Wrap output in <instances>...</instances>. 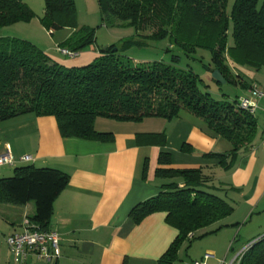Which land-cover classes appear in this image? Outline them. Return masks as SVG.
Wrapping results in <instances>:
<instances>
[{
  "label": "trees",
  "instance_id": "obj_1",
  "mask_svg": "<svg viewBox=\"0 0 264 264\" xmlns=\"http://www.w3.org/2000/svg\"><path fill=\"white\" fill-rule=\"evenodd\" d=\"M44 2L42 27L51 35L71 31L60 49L75 57L97 50L96 30L78 25L75 0ZM98 5L106 27L134 28L135 36L145 41L168 40L166 53L173 54L171 62L135 63L125 55L130 46L112 45L99 48L100 56L91 64L67 68L29 41L0 38V124L27 115L54 117L63 138L108 141L113 139L111 134L95 130L99 118L141 123L151 118L172 121L187 113L202 121L208 133L231 144L228 154L212 156L225 171L233 170L240 154L257 137L256 115L243 111L239 98L216 100L207 80L180 62L182 58L197 62L210 82L218 84L212 74L219 71L226 85L250 88L232 73L229 62L254 70L264 68V0H235L230 13L229 0H98ZM35 18L22 0H0V29L28 24ZM200 51L210 54L208 64L203 63ZM148 137L155 145L166 144L164 134ZM159 164L169 166L171 155L161 153ZM156 176L177 181L135 207L130 216L140 223L152 214H166L167 223L179 234L159 264H175L186 242L232 216L234 208L202 188L207 178L199 169L160 168ZM68 184L69 176L58 170L17 168L12 177L0 178V204H35L31 222L49 230L54 202ZM190 234H194L191 240ZM239 264H264V237L251 244Z\"/></svg>",
  "mask_w": 264,
  "mask_h": 264
},
{
  "label": "crops",
  "instance_id": "obj_2",
  "mask_svg": "<svg viewBox=\"0 0 264 264\" xmlns=\"http://www.w3.org/2000/svg\"><path fill=\"white\" fill-rule=\"evenodd\" d=\"M22 1L32 10L36 2L45 7L44 0ZM44 13L45 8L28 24L41 25ZM17 25L20 24L12 27ZM63 31L54 44L56 50L50 46L42 50L54 61L67 68H79L100 56L90 51L63 59L68 57L59 53V45L71 35L70 30ZM229 65L235 76L264 91V68L254 70L233 62ZM206 80L210 82L209 75ZM251 87H235L240 90L235 99L247 96ZM255 117L258 133L254 143L240 154L233 170L225 171L212 155L228 154L231 144L208 133L202 121L187 113L172 121L151 118L141 123L99 118L95 130L111 134L113 139L108 141L63 138L54 117L27 115L0 124V156L9 150L17 161L15 167L0 168V178L12 177L15 169L25 166L54 169L69 176L67 188L54 202L49 223V230L56 232L60 240L61 258L56 264H159L178 231L167 223L165 213H155L135 223L131 212L162 193L165 185L177 181L157 177V169H199L207 178L202 188L225 199L234 213L198 233L218 230L208 235L198 258L183 262V245L175 264H193L206 255V264L215 257L216 264H239L235 258L247 243L264 237V101ZM161 134L166 136L165 146L155 145L148 137ZM161 153L171 155L169 166L159 164ZM22 156H31L33 161L20 162ZM35 214L33 203L0 204V264H15L7 239L22 233L25 223ZM241 223H250L249 228H241ZM208 240H219V244ZM235 246L239 249L230 257ZM22 264L53 263L30 257Z\"/></svg>",
  "mask_w": 264,
  "mask_h": 264
},
{
  "label": "rangeland",
  "instance_id": "obj_3",
  "mask_svg": "<svg viewBox=\"0 0 264 264\" xmlns=\"http://www.w3.org/2000/svg\"><path fill=\"white\" fill-rule=\"evenodd\" d=\"M77 14H78V25L79 27H90L96 30V37H97V50H87L86 52L92 51L95 55H98L99 48H105L112 45H118V47L123 46H130V49L126 50L125 55L129 57L135 63H148V62H166L170 63L172 59L171 53H166L167 48L169 47V41H158V42H151L145 41L139 37H136V30L131 27H106L102 23V16L100 12V8L98 5V0H75ZM235 0H229L228 5V12L232 11L234 6ZM34 13L36 17H40L41 14L44 12V5L41 3L36 2L33 3ZM25 24L22 23L10 29H0V38H19L22 40L29 41L36 45L41 50H48L47 46H50L56 50L54 47L55 42H58V38L65 33L64 31H60L51 35L48 31L44 30L40 24ZM69 32H66L68 34ZM229 45L233 44L232 33H229ZM59 44V43H57ZM58 46V45H57ZM52 54V53H51ZM199 56L203 57V63L208 64L211 61V56L208 52L200 51ZM63 59H70V58H63ZM181 67L183 68H192L195 73H197L203 80L206 81V75H208L203 67L187 58H182L180 62ZM209 86L208 91L213 95L216 100H221L223 98L228 97L231 100H235L236 95L239 93L240 90H237L235 87L230 85H218L214 82H207L206 84ZM224 94V95H222ZM250 223H241V228H249ZM246 231V230H245ZM224 234L220 236L218 239H222ZM201 235H197V239L193 240L191 243L186 242L184 244V250L182 252L183 262L189 263L190 260H195L198 258V254L201 252V249L206 242L208 236L202 237ZM251 239V242L247 243L245 249L251 245L256 240ZM205 241V242H204ZM215 240H208V243H212ZM214 243L219 244V240L215 241ZM237 243V242H236ZM245 244V243H244ZM190 246V247H189ZM189 247V249H188ZM194 247V249H193ZM187 248V249H186ZM193 249V251H192ZM239 249L238 246H235V251L230 253V257L235 255L234 252H237ZM187 251V252H186ZM217 258H212L209 261V264H216ZM226 264H230L226 262Z\"/></svg>",
  "mask_w": 264,
  "mask_h": 264
},
{
  "label": "built area",
  "instance_id": "obj_4",
  "mask_svg": "<svg viewBox=\"0 0 264 264\" xmlns=\"http://www.w3.org/2000/svg\"><path fill=\"white\" fill-rule=\"evenodd\" d=\"M59 53L65 57L74 58L75 54L65 49L59 48ZM239 106L243 111L256 115L260 109V102L264 101V91L258 87L250 89L249 94L238 99ZM20 162L31 163L33 161L31 156H22L19 158ZM16 159L9 150L0 156V168L15 167ZM194 234L189 235V239H193ZM9 250L12 254L15 264H22L30 257H35L39 261L56 264L61 258L60 240L56 232L51 230H43L38 224L28 220L22 233H17L7 239ZM249 245L235 258L236 262H240V257L250 248ZM209 255L204 259L196 261L193 264H206Z\"/></svg>",
  "mask_w": 264,
  "mask_h": 264
},
{
  "label": "water",
  "instance_id": "obj_5",
  "mask_svg": "<svg viewBox=\"0 0 264 264\" xmlns=\"http://www.w3.org/2000/svg\"><path fill=\"white\" fill-rule=\"evenodd\" d=\"M212 78L220 85L226 84V80L223 78L219 71L213 72Z\"/></svg>",
  "mask_w": 264,
  "mask_h": 264
}]
</instances>
